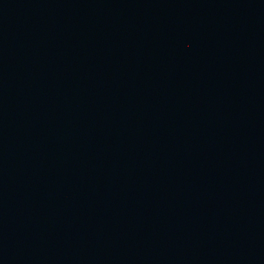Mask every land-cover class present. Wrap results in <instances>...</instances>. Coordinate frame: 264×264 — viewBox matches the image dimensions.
Returning <instances> with one entry per match:
<instances>
[{
  "label": "water",
  "instance_id": "obj_1",
  "mask_svg": "<svg viewBox=\"0 0 264 264\" xmlns=\"http://www.w3.org/2000/svg\"><path fill=\"white\" fill-rule=\"evenodd\" d=\"M0 264H264V0H0Z\"/></svg>",
  "mask_w": 264,
  "mask_h": 264
}]
</instances>
